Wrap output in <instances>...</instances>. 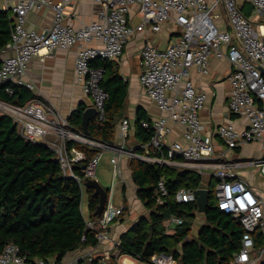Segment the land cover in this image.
Segmentation results:
<instances>
[{
    "label": "built area",
    "instance_id": "1",
    "mask_svg": "<svg viewBox=\"0 0 264 264\" xmlns=\"http://www.w3.org/2000/svg\"><path fill=\"white\" fill-rule=\"evenodd\" d=\"M102 6L99 20L81 28L65 23L71 0H19L12 9L15 27L11 43L3 51L0 69V87L14 95V86H23L30 62L35 58L79 46L76 74L83 82V91L93 101L98 115L96 121L106 119L105 105L109 94L101 87L105 70L94 67L95 60L117 62L125 47L139 34L161 32L171 25L174 42L161 49L150 42L142 48L140 83L147 97L155 104L161 116L143 121L142 126L152 129L149 143L137 149L128 148L132 122L124 118L118 127L117 140L104 142L74 131L61 115L53 117L38 99L24 105L0 100V113L9 116L17 125L20 135L31 143H43L57 155L66 176L81 182L74 167L85 165L82 173L86 180H96V170L106 152L118 168L123 158L139 159L148 163L168 166L182 172L195 171L205 176L212 171L218 180L213 190L219 211L238 221L244 232L241 246L232 264H264V199L244 179L232 171L229 163H217L221 158L216 151L215 137L229 150L259 143L264 151V0H93ZM250 4V15L242 8ZM46 8L53 14L52 26L38 33L26 27L27 16L34 8ZM138 7L139 25L131 23L130 13ZM242 7V8H241ZM256 24L254 28L253 24ZM96 41L97 47H84ZM228 61L231 71L229 109L246 121L239 131L231 122L206 133L200 118L208 97L197 90L192 71L201 76L210 72V60ZM172 125L182 128L181 138L170 140ZM55 136V140H48ZM75 141L93 149L95 155L87 161L86 154L73 148L67 141ZM137 148V149H136ZM136 149V150H135ZM264 175V161L254 163ZM83 186V185H82ZM84 188V187H83ZM159 204L169 195L167 182L162 178L157 185ZM195 190L181 188L175 199L178 203H196ZM124 215V207L108 202L102 216L89 221L87 228L97 231L98 247L112 243L118 264H134L135 260L117 252L118 243L111 239L112 225ZM182 218L171 217L164 222L167 228L183 224ZM261 236L258 246L257 239ZM94 258L90 257V261ZM75 257L62 264H80ZM104 260V259H103ZM105 261V260H104ZM153 264H178L173 257L156 255ZM0 264H30L15 244L7 245L0 253ZM32 264H54L36 260Z\"/></svg>",
    "mask_w": 264,
    "mask_h": 264
},
{
    "label": "trees",
    "instance_id": "2",
    "mask_svg": "<svg viewBox=\"0 0 264 264\" xmlns=\"http://www.w3.org/2000/svg\"><path fill=\"white\" fill-rule=\"evenodd\" d=\"M14 27L12 10L0 9V69L3 51L11 43ZM92 65L105 70L101 87L109 94L106 119L102 123L91 122L86 135L82 127L85 110L80 106L71 117L70 125L74 131L92 139L114 142L116 126L126 109L128 85L113 67V62L98 59ZM33 99L26 87L14 86L12 96L0 87L1 101L24 105ZM137 119L136 139L143 144L149 143L154 132L144 128L142 122L151 119L141 112ZM73 148L83 151L87 161L96 153L88 146L67 141L68 151ZM129 168L137 187L136 196L150 214L121 236L118 254L139 264H153L152 258L156 255L173 257L178 264H232L240 250L244 230L238 221L219 211L214 193L210 191L211 182L206 184L202 175L195 171L182 172L139 159H131ZM73 171L81 182L64 174L56 153L47 145L25 140L14 121L0 113V253L7 245L15 244L30 264L36 260L62 264L70 253L97 247V231L87 228L89 221L82 211V185L87 181L82 165L74 167ZM162 178L167 182L169 195L159 204L157 185ZM181 188L210 191L205 223L193 239L190 235L198 217V207L196 203L176 201L175 195ZM92 194L89 190L88 207L90 221H95L98 218L93 215L99 200ZM127 212L125 205L124 215ZM171 217L182 218L184 222L167 228L164 222ZM257 242L259 246L260 235ZM101 260L103 257L97 256L89 264H98ZM109 261L118 264L115 254Z\"/></svg>",
    "mask_w": 264,
    "mask_h": 264
},
{
    "label": "crops",
    "instance_id": "3",
    "mask_svg": "<svg viewBox=\"0 0 264 264\" xmlns=\"http://www.w3.org/2000/svg\"><path fill=\"white\" fill-rule=\"evenodd\" d=\"M18 1L19 0H0V9L12 10ZM137 10L138 7H134L130 13L131 23L134 26L139 25L141 22V17ZM101 11L102 6L93 0H71V5L66 11L65 23L75 28H81L98 21ZM52 24L53 14L43 7L39 9L34 8L27 16L26 27L38 33L48 30ZM171 29V25H166L159 33L146 32L139 34L127 44L121 59L117 62H113V67L128 85L126 109L124 117L116 126L115 141L117 140L120 122L124 118L130 119L132 128L129 133L127 147H138V149L136 148L138 154L143 153L139 148L143 143L138 142L136 139L138 113L141 112L145 114L151 120L161 116L155 104L151 102L145 94L140 83L142 48L146 42H150L161 49L166 48L173 43L175 39V37H171ZM83 46L97 47L99 45L96 41H92L90 43H84ZM78 50L79 46L68 50H58L50 55H46V53L43 52L42 56L35 57L30 62L23 76L24 87L32 93L35 99L43 102L49 115L53 117L55 114H59L69 123L71 117L80 106H83L84 110L93 107L92 99L84 93L83 82L80 81L76 74L75 68ZM209 68L210 72L207 76H201L196 70L192 71L194 86L197 90L205 92L208 97L205 109L200 113L204 130L206 133H215L219 126L231 122L239 131H242L245 128L246 121L234 115L229 109L231 87L227 78L231 68L228 61L212 58ZM172 127L173 134L170 140H179L181 138L180 134L182 128L178 125H172ZM48 140H55V136L49 137ZM215 143L216 151L218 155H221V158L217 159L216 162L231 164L232 171H234L237 176L244 179L264 199V183H262L263 174L261 172L255 174L251 169L255 161L261 159L264 155L261 144L256 143L229 150L217 136L215 137ZM257 145L260 146V152L256 151ZM104 155L96 170V181H103V171L108 168V164L112 166L111 153L106 157V161H103ZM130 160V158L125 157L122 159L117 169L112 166L114 169V176L112 177L111 185H113L114 192L118 187H121V194L123 193L125 205L128 207V212L125 213L123 217L117 219L112 225L111 239L114 243H118L121 236L128 232L144 216L142 212L147 210L136 196L137 187L134 185L132 171L129 168ZM207 176L210 177V179L205 180L207 183L215 178L213 172ZM215 180L218 182L217 179ZM84 194L87 195V207L82 209V211L88 222L91 217L88 207L89 190L83 188V196ZM109 201H111L110 197ZM111 204L116 207H122L113 203ZM113 253H115V250L112 243L106 242L98 248H86L70 253L64 261H71L75 257H82L80 263L85 262V264H89L91 262L90 257L96 258L97 256H101L105 261L110 263L109 259ZM134 264L139 263L135 261Z\"/></svg>",
    "mask_w": 264,
    "mask_h": 264
},
{
    "label": "water",
    "instance_id": "4",
    "mask_svg": "<svg viewBox=\"0 0 264 264\" xmlns=\"http://www.w3.org/2000/svg\"><path fill=\"white\" fill-rule=\"evenodd\" d=\"M97 115L98 112L94 107H89L85 109V111L83 112L82 127L86 135L89 134L90 123L97 119ZM262 160L264 161V155L262 157ZM82 168L84 169L85 165H83ZM83 187H85L87 190H92L93 191L92 196L98 198L99 205L93 216L95 218H100L104 213L106 206L109 202L108 190L104 189L96 180H87L83 184ZM194 193L196 195V205L198 207V213L206 214L209 207V198H210L209 189L206 188L197 189L194 191ZM98 264H110V263L101 260Z\"/></svg>",
    "mask_w": 264,
    "mask_h": 264
},
{
    "label": "rangeland",
    "instance_id": "5",
    "mask_svg": "<svg viewBox=\"0 0 264 264\" xmlns=\"http://www.w3.org/2000/svg\"><path fill=\"white\" fill-rule=\"evenodd\" d=\"M242 8V7H241ZM242 10L245 12V13H251L252 12V10H253V7L250 5V4H247L246 5V7H243L242 8ZM253 26H254V28H256V24L254 23L253 24ZM256 151L257 152H260V146L259 145H257L256 146ZM261 152H262V150H261ZM108 155H110V152H106V154L104 155V157H103V161H106V157L108 156ZM110 158V157H109ZM109 166H108V168L107 169H105L103 172H104V180L103 181H98V183L104 188V189H109V191H110V198H111V203H113V204H115V205H117V206H122V207H124L125 206V197H124V195H123V193L121 194V192H122V190L118 187V189L114 192V190H113V185H111L112 184V177L114 176L113 175V172H114V169H113V167L110 165V164H108ZM251 169H252V171L255 173V174H258V173H260L261 172V169L260 168H258L257 166H252L251 167ZM208 174H212V172L210 171V173H209V171H206L205 172V176H203V178H204V181L205 180H208V179H210V177L209 176H207ZM262 175V174H261ZM261 177V176H260ZM216 178H214L212 181H211V185H213V187L212 188H210V191H213L214 189H215V186H216V183H217V181L215 180ZM262 179H263V181H264V175H262ZM113 180H114V178H113ZM262 181V183H264ZM205 183H207L206 181H205ZM114 199V200H113ZM113 201V202H112ZM215 201H216V199H215ZM87 207V195L86 194H84V196H83V205H82V209H84V208H86ZM143 214H144V216L143 217H147V216H149V214H150V212L148 211V210H145V211H143L142 212ZM197 215H198V217H197V219L193 222V230H192V234L190 235V238H196V236L198 235V231H199V229H200V227H201V225L202 224H204L205 223V215L204 214H199V213H197ZM114 254V253H113ZM110 260V259H109ZM52 262H54V261H52Z\"/></svg>",
    "mask_w": 264,
    "mask_h": 264
},
{
    "label": "clouds",
    "instance_id": "6",
    "mask_svg": "<svg viewBox=\"0 0 264 264\" xmlns=\"http://www.w3.org/2000/svg\"><path fill=\"white\" fill-rule=\"evenodd\" d=\"M38 144H43V143H38ZM85 188V187H84Z\"/></svg>",
    "mask_w": 264,
    "mask_h": 264
}]
</instances>
